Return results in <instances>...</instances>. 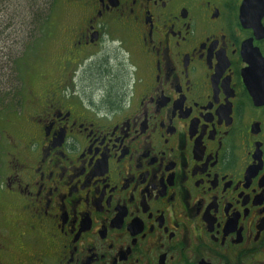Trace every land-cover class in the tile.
<instances>
[{
	"label": "flooded vegetation",
	"instance_id": "af4514ba",
	"mask_svg": "<svg viewBox=\"0 0 264 264\" xmlns=\"http://www.w3.org/2000/svg\"><path fill=\"white\" fill-rule=\"evenodd\" d=\"M66 4L2 84L0 264H264V0Z\"/></svg>",
	"mask_w": 264,
	"mask_h": 264
},
{
	"label": "rangeland",
	"instance_id": "374dc122",
	"mask_svg": "<svg viewBox=\"0 0 264 264\" xmlns=\"http://www.w3.org/2000/svg\"><path fill=\"white\" fill-rule=\"evenodd\" d=\"M65 4L66 0H56L52 12L53 25L50 26V29L48 28V30H45V33L43 34L35 31L33 38L28 37V35L26 37L22 32V27L20 26L17 31L14 29V26L11 27L10 25V28H8V11H6V6L4 4L0 5V102H2L1 97L4 94L3 90H5V87H2L3 82L8 84L9 92H17L22 89L23 94H25L26 86L23 85L24 82H8L9 71L7 66L9 65V69L14 67V64L18 60H23V62H27L30 66L28 67L24 63L25 85L29 82L30 84H34V82H48L54 77L53 67L55 66L54 61L58 52V48L53 47V31L54 29H57L54 21L56 19L59 26H61L62 22L69 18L66 8L67 4ZM61 36L62 35H59V38ZM40 38L41 40H39ZM22 44L25 47H32L31 50H24V46ZM2 65L5 68L4 73L6 74V77L3 78V80L1 78V74H3ZM1 113L2 111L0 108V120H2ZM12 124L13 119L11 120V126L8 129L10 135L14 134V127L17 126L14 125L13 127ZM2 131L3 130L0 126V142H2L3 137ZM1 156L2 153L0 150V157Z\"/></svg>",
	"mask_w": 264,
	"mask_h": 264
},
{
	"label": "trees",
	"instance_id": "16d2710c",
	"mask_svg": "<svg viewBox=\"0 0 264 264\" xmlns=\"http://www.w3.org/2000/svg\"><path fill=\"white\" fill-rule=\"evenodd\" d=\"M55 2L56 0H0V5L4 4L6 6V11H8V28H10L11 25V27L14 26V29L17 31L18 27L20 26L22 27V32L26 37L28 35V37L33 38L35 31L43 34L45 33V30H48V28L50 29ZM39 40H41V38ZM31 48L32 47L30 46H24V50L26 49L30 51ZM24 63L25 62H23V60H18L14 64V67L9 69V65L7 66L9 71L8 82H25ZM25 64L26 66L30 67L27 62ZM2 69L3 74H1V78L3 80V78L6 77V74L4 73L5 68L3 65ZM21 93H23L21 89L17 92H9L8 101L10 111L13 110L12 106L17 101L15 97L17 95H21ZM5 102L6 101L0 102V108Z\"/></svg>",
	"mask_w": 264,
	"mask_h": 264
}]
</instances>
